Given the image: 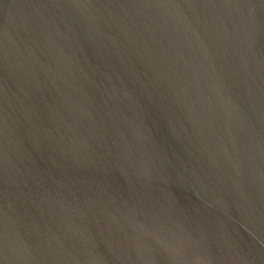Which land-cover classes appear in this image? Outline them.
<instances>
[{
    "label": "water",
    "instance_id": "95a60500",
    "mask_svg": "<svg viewBox=\"0 0 264 264\" xmlns=\"http://www.w3.org/2000/svg\"><path fill=\"white\" fill-rule=\"evenodd\" d=\"M0 264H264V0H0Z\"/></svg>",
    "mask_w": 264,
    "mask_h": 264
}]
</instances>
